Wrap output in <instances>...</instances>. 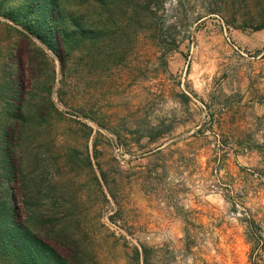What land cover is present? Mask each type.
I'll list each match as a JSON object with an SVG mask.
<instances>
[{
	"label": "rangeland",
	"instance_id": "rangeland-1",
	"mask_svg": "<svg viewBox=\"0 0 264 264\" xmlns=\"http://www.w3.org/2000/svg\"><path fill=\"white\" fill-rule=\"evenodd\" d=\"M212 4L0 0V264H249L264 0Z\"/></svg>",
	"mask_w": 264,
	"mask_h": 264
},
{
	"label": "trees",
	"instance_id": "trees-1",
	"mask_svg": "<svg viewBox=\"0 0 264 264\" xmlns=\"http://www.w3.org/2000/svg\"><path fill=\"white\" fill-rule=\"evenodd\" d=\"M157 2H161V0H155ZM239 0H212L211 7L212 9L208 8L209 12L217 13L225 19L226 23L230 25H234L236 22V18H232L228 16V6L230 3L232 5H236ZM260 28L264 27V25H260ZM260 156L264 159V147L262 148L261 152H259ZM262 173V178L264 179V171ZM254 174V172H253ZM256 175V174H255ZM261 177V176H260ZM242 222L244 223L245 230H246V241L249 245V264H264V222L256 221L255 218L250 214V212L246 209L242 210ZM264 221V216H263ZM146 264V258H145Z\"/></svg>",
	"mask_w": 264,
	"mask_h": 264
}]
</instances>
